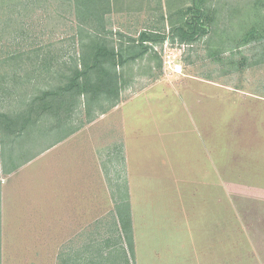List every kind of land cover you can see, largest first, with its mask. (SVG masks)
Masks as SVG:
<instances>
[{"label": "rangeland", "instance_id": "374dc122", "mask_svg": "<svg viewBox=\"0 0 264 264\" xmlns=\"http://www.w3.org/2000/svg\"><path fill=\"white\" fill-rule=\"evenodd\" d=\"M145 1L151 2H137L143 5ZM183 1L174 0V7ZM131 2L111 0L102 34L107 44L128 57L141 50L136 40L142 32L164 36V40L145 43L149 46L145 55L116 67L119 99L91 103L95 104L91 121L85 116L86 99L80 97L67 126L46 141L44 128L57 124L65 114L54 118L37 112L33 118H39L38 123L15 145L20 156L13 164L0 160V198L38 197L39 193L51 197L57 192L65 194L69 185L90 184L91 235L85 258L91 264H130L134 240L132 258L123 251L127 246L116 224V207L126 205L129 210L128 187L146 181L147 199L137 204L142 215H137V210L135 215L139 217V245L148 247L149 252L140 250L136 263L200 264L203 251L211 245L205 233L211 225L196 209L195 196L190 193L196 154L205 159L210 147L217 144L220 198H226L221 187V181L228 180L226 175L235 180L244 177L248 184L254 179L264 183V0H197L205 33L190 42L180 41L173 30L184 26L182 19L178 20L185 16L183 11L168 14L172 25L162 28L160 5L150 7L153 13H136ZM187 2L192 6L191 0ZM25 10L27 15L16 18L18 30L8 24L9 32L0 34V41L6 44L1 61L5 63L0 66V113L12 118L29 108L33 95L58 84V64L64 63V71L72 66L79 40L74 5L67 1L31 2ZM165 50L184 64V75L172 74L163 63ZM42 60L46 67L40 66ZM113 102L115 107L100 111L98 104L107 107ZM67 130L76 131L63 137ZM8 134L2 128L0 157L11 151ZM54 134L63 139L48 147ZM236 150L242 155L237 156L241 166L228 158ZM249 155L253 161L246 160ZM229 159L231 165H222V160ZM20 162L21 167L13 171ZM218 207L220 218L232 212L225 200ZM65 211L66 206L62 213ZM68 227V237L73 239L69 244L75 247L81 238H76L72 227L67 225L66 230ZM228 229L232 228H219V235L226 237L218 241L219 247L232 239L225 236ZM61 234L63 230L59 244L66 239ZM238 238L239 244L245 243V238ZM61 245L60 264L70 247Z\"/></svg>", "mask_w": 264, "mask_h": 264}, {"label": "crops", "instance_id": "0c3cea01", "mask_svg": "<svg viewBox=\"0 0 264 264\" xmlns=\"http://www.w3.org/2000/svg\"><path fill=\"white\" fill-rule=\"evenodd\" d=\"M137 1L139 0L131 2V10L136 13L149 11L153 13L154 9L151 10L150 7L154 4L160 5L159 9L163 15L160 24L162 28L172 25L171 23L169 25L168 14L172 15L181 11L185 16L179 17L178 20L182 19L183 27L187 26V8L191 6L187 0L180 2L177 8L174 7V0H169V2L168 0H151L147 3L145 1V4L142 2L143 5ZM196 1L191 0L192 4ZM181 26L180 24L174 28ZM210 149L212 150L209 151L211 154L206 153L205 159L196 154L197 165L194 169V179L189 180L191 181L190 185H193V190L190 188V193L195 196L196 209L198 212L205 213H200V215H206L211 225V229L205 231L206 237L211 238V245L206 246L202 259H199L197 263L264 264V183H261L263 179H254L253 184L246 183L244 177L242 180L230 179V176L226 175L224 167L223 172L228 180L227 182L221 181V187L226 198H220V159L217 144ZM235 152V155H228V158L233 157L234 163L238 161L241 166L242 160L240 161L237 156L242 157V155H239L237 150ZM244 153L246 154L245 150ZM248 157L250 158L246 160L253 161V156L249 155ZM222 158H227V155ZM231 163L230 159L222 160L224 166L231 165ZM262 178H264V174ZM146 183V181L132 182L128 187L127 201L130 204L128 214L134 240V259L130 261V264H133V261L134 264H137V260L141 258L140 250L146 249L149 252L148 247L139 245L140 227L136 221L139 219L137 215H142L137 204L146 200L148 196L149 187L145 186ZM39 194L38 197L4 195L3 198H0V264H60V245L63 244L65 247L73 241L68 237L69 227L66 230L67 225L72 227V231L77 235L76 238L81 239L78 240L75 247L70 245L63 253L61 264H65V262L91 264L90 260L87 261V257L85 258V255L89 253L91 235L89 223L92 189L90 184H72L67 186L65 194L57 192L55 196L51 197ZM109 200L112 202L111 198ZM223 200L232 207V212H228L225 219L223 216L220 218L218 207L219 202ZM115 203L121 204L116 200ZM65 206L67 212L62 213ZM116 208L119 212L125 209L121 206ZM136 210L137 215H135ZM141 217H145L144 214ZM116 224L118 225L117 220ZM226 227L232 228L228 229L225 235L232 239L227 246L219 247L218 241L226 239L219 235V228ZM61 230L64 231V234H61L62 237H66V239L59 244ZM238 237L245 238V243L239 244L238 241L241 239ZM141 241L144 240L141 239ZM155 255L159 256L157 250Z\"/></svg>", "mask_w": 264, "mask_h": 264}, {"label": "trees", "instance_id": "16d2710c", "mask_svg": "<svg viewBox=\"0 0 264 264\" xmlns=\"http://www.w3.org/2000/svg\"><path fill=\"white\" fill-rule=\"evenodd\" d=\"M60 1H67L69 4L74 5L73 14L75 15L77 23L76 35L79 39L75 44V61L73 60L74 63H72V66L67 67V71H64L65 68H62L64 63L58 64V84L52 86V89L44 90L33 95L27 103L31 104L29 108L18 115V117L12 118L6 113H0V127L6 129L9 133L8 136L12 137L11 151L0 157L1 162H6L8 159L10 164H13L14 160L20 156L18 154L19 150L15 153V145L19 139L29 135L31 130L34 129V125L38 123L39 118H33L37 112H39L38 115L41 117L54 116V118L60 117V113L64 112L65 114V117L62 116L63 119L57 122V124L44 128L42 137L47 141L48 138L53 136L52 134L54 132L62 131L61 129L67 126L69 118L71 119L70 115L73 116L79 107L80 97H85L86 99L84 106L87 121H91L93 118L92 113L95 104L91 103H99L102 98L109 99L112 97L115 98L114 102H117L119 99V82L116 67L123 66L130 60L145 55L149 50V46H146L145 43L162 42L164 40V36H158L152 32H142L139 34L138 40H136L141 50L137 54L135 53L125 57L120 52H116L114 47L109 46L106 38L102 35L105 31V16L109 14L108 7L110 6L111 0ZM31 2L33 4L37 2L45 4V2L48 3V0H0L1 37L9 32L10 27L8 24L11 25V28L16 27L18 30L16 18L28 14L25 9H27ZM195 4L194 2L187 9V26L173 29L180 41L190 42L205 33L200 23L201 10ZM5 47L6 44L0 41V66L2 63H5L1 62L2 59H5L3 58ZM28 53H31V51ZM40 66L46 67V61L42 60ZM0 88L2 89V83L0 84ZM114 102L107 104V107L98 104L101 109L100 111L103 113L107 109L115 107L117 104H114ZM35 104L37 105L35 106ZM75 131L67 130L64 132L63 137L66 135L69 137ZM55 135V139L52 140V143L48 147L62 141L63 138L60 139L58 136L56 138ZM37 155L28 157L26 162L34 159ZM21 165L22 162L13 166V171L21 167ZM122 206V208L126 207V205ZM117 221L121 238L127 246V249H123V251L125 255L126 251H128L129 255L133 258V234L127 208L118 213Z\"/></svg>", "mask_w": 264, "mask_h": 264}, {"label": "built area", "instance_id": "2783aa9c", "mask_svg": "<svg viewBox=\"0 0 264 264\" xmlns=\"http://www.w3.org/2000/svg\"><path fill=\"white\" fill-rule=\"evenodd\" d=\"M163 63L169 67L170 72L176 76L184 75V64L178 61L166 53V50L162 54Z\"/></svg>", "mask_w": 264, "mask_h": 264}]
</instances>
